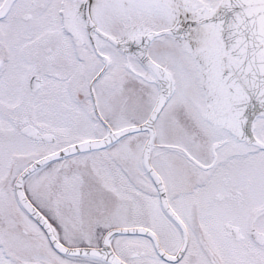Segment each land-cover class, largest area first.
I'll return each instance as SVG.
<instances>
[{"label":"snow or ice","instance_id":"snow-or-ice-1","mask_svg":"<svg viewBox=\"0 0 264 264\" xmlns=\"http://www.w3.org/2000/svg\"><path fill=\"white\" fill-rule=\"evenodd\" d=\"M0 264H264V0H0Z\"/></svg>","mask_w":264,"mask_h":264}]
</instances>
